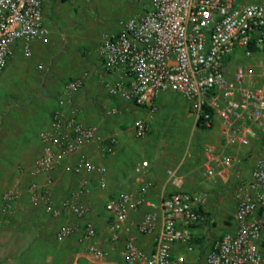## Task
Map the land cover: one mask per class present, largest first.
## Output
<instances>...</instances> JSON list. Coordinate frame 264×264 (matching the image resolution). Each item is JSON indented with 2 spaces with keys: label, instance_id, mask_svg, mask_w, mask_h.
<instances>
[{
  "label": "built area",
  "instance_id": "built-area-1",
  "mask_svg": "<svg viewBox=\"0 0 264 264\" xmlns=\"http://www.w3.org/2000/svg\"><path fill=\"white\" fill-rule=\"evenodd\" d=\"M64 1L68 0H0V75L16 47L30 56L35 43L46 42L50 31L46 9ZM140 1H146L143 12L120 21L119 29L102 40L99 83L109 98L144 112L143 118L133 122L137 138L146 135L156 102L166 93L178 94L188 103L197 128L210 129L217 122L220 143L203 151L201 176L206 184L227 183V168L239 160L229 149L250 152L257 148L248 179L235 181L236 207L230 229L213 244L204 264H264L260 250L264 234V61H251L256 52H264V0ZM238 57L247 62H237ZM87 78L84 72L60 89L48 126L38 133L43 150L33 164L34 175L44 176L47 184L51 174L63 168L76 178L74 188L60 208L38 184L6 192L1 198L4 213L20 203L24 194L29 204L42 202L52 218L59 219L63 212L76 219L89 216L90 209L81 198L89 192L92 175L97 176L99 188L105 189L106 171L79 153L96 145L100 156H110L117 136H101L96 126L79 121L75 99L83 93ZM103 110L107 116L119 112L117 106ZM74 156L76 161L70 164ZM148 167L144 160L134 169L142 175L135 192L107 198L104 211L110 240L117 242L126 234L120 251L125 264H187L184 253L174 250L193 252L192 230L204 219L207 197L184 191L177 170L167 169L174 189L150 199L152 183L145 179ZM141 209L146 210L142 218L131 221L130 214ZM131 228L136 232L131 233ZM75 229L71 223L62 224L56 240L67 239ZM95 235L87 222L82 235L90 242L86 254L98 262L106 252L92 242ZM140 235L153 238L149 253L138 248Z\"/></svg>",
  "mask_w": 264,
  "mask_h": 264
},
{
  "label": "rangeland",
  "instance_id": "rangeland-1",
  "mask_svg": "<svg viewBox=\"0 0 264 264\" xmlns=\"http://www.w3.org/2000/svg\"><path fill=\"white\" fill-rule=\"evenodd\" d=\"M144 3L140 0H68L52 4L46 9L50 23L46 42L35 43L30 56H24L19 47L14 49L0 75V197L6 190H22L37 184L32 168L39 156L36 137L50 120L59 88L79 73L98 75L102 40L119 29L120 21L141 14ZM237 62L247 60L238 57ZM95 102L97 98L93 108ZM107 104L103 100L94 108L104 130L111 125L114 131L144 116L138 108L126 110L122 106L118 107L117 115L107 116L102 109ZM113 105L118 106L117 102ZM147 125L146 135L134 136L130 150L122 154L126 167L132 169L145 160L150 169L165 171L184 160L190 167L183 166L181 172L188 171V176L200 180L204 149L220 143L217 122L210 129L197 128L188 103L178 94L166 93L157 100L156 113ZM233 213L226 219L232 220ZM1 219L4 220L2 212ZM0 225L2 232L6 231L4 224ZM4 263L5 258L0 259V264Z\"/></svg>",
  "mask_w": 264,
  "mask_h": 264
},
{
  "label": "crops",
  "instance_id": "crops-1",
  "mask_svg": "<svg viewBox=\"0 0 264 264\" xmlns=\"http://www.w3.org/2000/svg\"><path fill=\"white\" fill-rule=\"evenodd\" d=\"M260 60L264 61V52L262 50L256 52L251 61L256 63ZM80 74L82 73L72 77ZM87 74L88 78L85 82L83 93H80L75 99V105L79 109L78 119L86 126H96L101 136L115 134L117 136V146L114 153L107 157L100 156L98 146L96 145L88 146L79 154L87 156L93 162L105 168L106 187L104 190L99 188L96 175L89 177V192L81 198V203L90 209V214L87 218L83 219H76L73 215L65 212L62 213L59 219L52 218L45 213L42 202L35 205L28 203V205L24 199V194V197H22L24 200L22 199L18 203L19 205H15L7 214L2 211L3 205H0V212L4 215V220L2 221L1 219L0 224H4L3 230H6L2 232L1 228L3 227L0 225V259L5 258L4 264H125L120 251L123 248L126 234L117 242L110 240L108 217L104 211V204L107 201L109 193H113L111 194L113 196L116 193L124 191L135 192L139 187V179L142 178V175L134 171L137 165L132 169L126 167L125 161L122 158V154L130 150L131 139L135 136L133 122L132 124L120 126L114 131L111 125L105 126V130L101 128L94 108L97 107V103L103 100L108 104L104 105L102 109L104 107L116 106L113 105V102L116 104V101L106 95L99 83L97 74L95 77L91 76L90 73ZM61 88H59V91ZM95 98H97L98 102L94 103L93 108L92 104ZM109 99L110 101H106ZM56 100L57 97L52 110L56 106ZM117 105V107L122 106L126 110L132 108V106H124L119 103ZM102 109L100 108L101 112ZM47 126L48 124L44 127L42 126L41 130ZM111 130V133L107 132ZM36 143L37 152L40 155L43 146L38 139V134ZM230 151L232 156L236 160H239L238 163L234 164L235 166L232 165L230 168H227L228 181L225 184H206L202 176H200V180H197L192 179L191 175L188 176V171L182 173L183 171L181 172L180 168L183 166H185L184 168L190 167L188 161L183 162V160L173 168L177 170V173L182 178V189L184 191L195 196L205 194L207 197V204L203 211L204 219L194 226L192 230L195 244L193 252L185 253L181 249L174 250L176 254L184 253L187 264H204L205 258L213 244L230 229L231 220L229 218L226 219V216L235 211V181L237 179H248L257 148L252 147L250 152L246 149L238 150L237 148L229 149ZM238 156L241 157L238 158ZM75 161L76 157L74 156L69 160V163L74 164ZM147 171L149 173L146 174V178L144 175L143 177L152 183V187L148 192L150 199L156 200L161 194L171 192L174 189L166 176V170H152L148 167ZM34 176H37L34 179L36 183L49 191V195L57 208L61 207V201L68 196L76 184V178L65 173L63 168H58L51 174L48 184L44 176ZM17 189L3 192L0 201L2 195L6 192L16 191ZM145 212V209L132 212L130 214L131 221L138 222ZM66 222L71 223L76 229L70 237L58 242L56 240V233L60 226ZM87 222H90L96 231L92 242L106 252L105 258L102 261L93 262L89 260L86 254V247L90 242L84 241L82 235ZM135 232V228H131V233ZM152 239L151 236H138V248L149 253L152 248ZM260 250L264 254V234L260 240Z\"/></svg>",
  "mask_w": 264,
  "mask_h": 264
},
{
  "label": "trees",
  "instance_id": "trees-1",
  "mask_svg": "<svg viewBox=\"0 0 264 264\" xmlns=\"http://www.w3.org/2000/svg\"><path fill=\"white\" fill-rule=\"evenodd\" d=\"M206 111L208 112V113H210V110L209 109H207L206 108ZM211 115V114H210ZM211 124H212V122H211ZM200 129H204L205 127H199Z\"/></svg>",
  "mask_w": 264,
  "mask_h": 264
}]
</instances>
